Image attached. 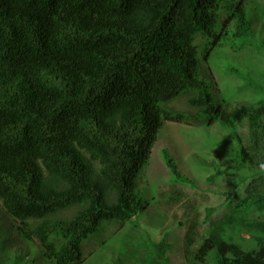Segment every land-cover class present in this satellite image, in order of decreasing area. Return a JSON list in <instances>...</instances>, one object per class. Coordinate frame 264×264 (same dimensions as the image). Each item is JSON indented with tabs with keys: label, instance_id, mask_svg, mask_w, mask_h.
<instances>
[{
	"label": "trees",
	"instance_id": "16d2710c",
	"mask_svg": "<svg viewBox=\"0 0 264 264\" xmlns=\"http://www.w3.org/2000/svg\"><path fill=\"white\" fill-rule=\"evenodd\" d=\"M250 35L242 0H0V208L18 235L54 264H82V242L103 223L145 210L135 181L164 122L234 130L246 120L238 166L263 154L264 99L215 103L199 77L198 47L206 61ZM181 97L189 111L170 106ZM233 212L252 247L212 231L193 264H264V189L251 187Z\"/></svg>",
	"mask_w": 264,
	"mask_h": 264
},
{
	"label": "rangeland",
	"instance_id": "374dc122",
	"mask_svg": "<svg viewBox=\"0 0 264 264\" xmlns=\"http://www.w3.org/2000/svg\"><path fill=\"white\" fill-rule=\"evenodd\" d=\"M242 1L251 22L248 41L242 46L226 42L229 45L215 49L206 61L198 47L206 79L200 73L199 77L209 84L215 103L231 106L264 99V0ZM230 68L245 78L231 73ZM245 79L259 89L248 87ZM170 106L190 110L186 97ZM249 140L247 121L234 130L218 123L164 122L149 163L135 181V194L146 204L145 210L124 225L103 223L82 242V264H193L196 247L212 231L232 236L244 248L252 247L244 232L245 221L233 212L251 187L264 189V169L260 167L264 153L252 155V163L238 166L242 160L240 144L249 152ZM163 151L172 157L184 179L173 178ZM253 214L249 211L247 216ZM17 224L3 216L0 208V228L5 229L0 245L6 244L0 264H54L42 255L37 243L25 242L18 235ZM162 240L168 247L157 250L155 244ZM207 264L214 263L209 259Z\"/></svg>",
	"mask_w": 264,
	"mask_h": 264
},
{
	"label": "clouds",
	"instance_id": "9594fccd",
	"mask_svg": "<svg viewBox=\"0 0 264 264\" xmlns=\"http://www.w3.org/2000/svg\"><path fill=\"white\" fill-rule=\"evenodd\" d=\"M231 107H233V106H231ZM244 121H246V120H244ZM216 123H217V122H216ZM213 124H214V123H213ZM155 140H156V139H155ZM155 142H156V141H155ZM155 142H154V143H155ZM153 146H154V145H153ZM240 146H243V144H240ZM243 147H244V146H243ZM152 148H153V147H152ZM244 148H245V147H244ZM151 152H152V150H151ZM251 156H252V154L249 155L248 157L251 158ZM162 157H163V153H162ZM149 160H150V159H149ZM163 160H164V159H163ZM148 163H149V161H148ZM165 164H166V163H165ZM146 166H147V165H146ZM146 166H145V167H146ZM260 167H261V169H264V164H262ZM143 169H144V168H143ZM143 169H142V170H143Z\"/></svg>",
	"mask_w": 264,
	"mask_h": 264
}]
</instances>
